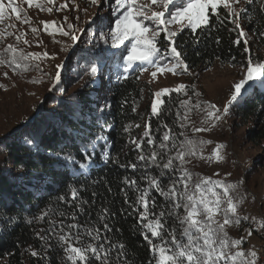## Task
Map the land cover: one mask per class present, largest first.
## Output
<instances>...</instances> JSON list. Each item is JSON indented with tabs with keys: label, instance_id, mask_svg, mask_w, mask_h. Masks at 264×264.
<instances>
[{
	"label": "trees",
	"instance_id": "16d2710c",
	"mask_svg": "<svg viewBox=\"0 0 264 264\" xmlns=\"http://www.w3.org/2000/svg\"><path fill=\"white\" fill-rule=\"evenodd\" d=\"M208 12L206 27H185L172 42L161 34L157 59L166 55L168 44L172 43L189 69L209 68L216 61L247 67L253 54L245 51L247 46L237 27L238 20L244 22L257 45L264 48V0L247 3L238 17L230 15L224 6H218L216 15L211 14V9ZM93 33L91 28L88 34ZM103 43V47L98 44V49L95 46L84 57L80 42L73 62L81 63L71 73L77 86L70 90L57 84L39 108L33 107L26 124L17 125L0 139V264H72L63 251L67 244L59 239L69 233L73 237L70 242L76 247L103 245L101 260L89 251L87 260L78 264H156L145 235L156 245L170 241L173 231L177 239H184L181 233L185 225L180 223L186 214L184 208H175L173 200L165 195L177 178L174 169L180 167V161H174L173 169H164L163 164L176 155L185 137L191 138L194 143L185 149L188 154L183 168L191 173L193 182L200 178L186 160L197 158L196 149L207 146L205 138L193 131L198 128L206 103L192 84H186L179 93L171 91L163 96L160 114L148 113L145 125L133 129L139 133L134 137L141 144L138 149L136 143L127 140L136 121V100L142 95L138 71H125L121 56L116 58ZM85 48L89 49V44ZM5 49L6 64L11 70L31 81L38 80L33 63L20 59L19 53L25 54L22 48H15L16 53ZM97 58L100 70L93 76L90 68ZM12 61L21 67L17 68ZM108 67L112 71L105 75L111 83L105 91L99 88L98 75ZM229 113L244 124L251 121L245 138L264 152V85L256 84L229 107ZM168 129L175 139L161 150V138ZM26 137H31L33 144H27ZM149 139L154 144L150 145ZM154 151L158 154L155 163L148 159ZM225 153V160L230 157L234 161ZM141 155L144 160L139 159ZM153 179L160 180L159 188L151 183ZM240 182V176L227 180L234 186L232 191L242 188ZM177 191H183V186L178 185ZM145 194L149 201L148 219L141 220L143 202L138 205L137 201ZM161 212L165 213L162 235L151 237L144 225L158 219Z\"/></svg>",
	"mask_w": 264,
	"mask_h": 264
},
{
	"label": "rangeland",
	"instance_id": "374dc122",
	"mask_svg": "<svg viewBox=\"0 0 264 264\" xmlns=\"http://www.w3.org/2000/svg\"><path fill=\"white\" fill-rule=\"evenodd\" d=\"M252 1L228 0L226 8L232 15L238 17L245 5ZM0 2L7 5L9 0H0ZM12 2L18 8L20 18L17 19V14L12 13L11 9H7L0 17V60L4 61V63H0V139L5 134L11 133L17 125L26 124L32 114L33 107L37 105L39 108L46 97L53 93L57 84L64 85L70 90L77 86L76 82H72L71 73L81 63L73 62L76 57L74 52L80 42L79 46L85 51L84 57L88 56L95 46L98 49V44L103 47L104 41L116 58L117 55L121 58L127 55L126 49L131 47V38L125 40L123 44L116 46L113 44L110 27L115 26V19L126 10V7L117 8L115 0H101L99 4H93L91 0H32L31 4L28 3V0H12ZM138 2L148 4L150 0H138ZM178 3L179 0H177ZM63 5L67 6L63 7ZM218 6H224V4L220 3ZM152 7L154 10H159L156 5ZM49 8L53 10L49 12L47 10ZM174 9L175 6H170L165 16L166 19L171 18ZM209 9L211 8L209 7ZM65 17L67 21H65ZM25 20L28 22L25 23ZM45 23H48L47 31ZM69 23L74 26L72 31L78 37L75 44L70 36H64L57 31L60 26H63L64 31H69L67 27ZM181 23L183 27L176 23H172L169 27L176 34L185 27L191 28L187 21ZM238 24L240 32L242 29L245 34L242 37L244 41H247V49L253 54V59H251L253 65L264 62V48L257 45L242 20H238ZM91 28L94 29L92 35L88 34ZM32 29H36V31ZM161 34L164 37L165 34L163 32ZM18 36L21 37L19 40ZM172 40L173 38L171 41H166L172 42ZM84 44H89V49H86ZM8 45H12L13 48L19 46L25 54H40L38 58H28L38 71L37 81H31L27 76L18 75L8 67L4 52ZM45 52L48 54L47 57L43 55ZM158 53L160 52L155 54V59H157ZM163 62L170 67L177 63L171 55L166 57ZM62 63L64 67L61 71L64 73V79L53 84V78L57 71L56 66ZM183 66L182 64L176 68L175 73L171 71L157 72L155 78L152 77V72L156 71V68L152 64L144 63L143 68L146 70L143 71L140 62H136L130 68V70L138 71L142 95L140 99L136 100V121L129 129V133L132 131V135H128L127 140L134 141V137L139 133L137 134L133 129L145 125L146 115L151 113V104L156 91L165 88L175 89L180 84H192L206 103L199 117L198 128L207 129L199 132L205 138L207 146L201 145L199 149H196L197 158H188L186 161L198 171L200 177H211L214 180L219 179L227 183L230 178H239L240 176L242 188L232 191L233 199L237 204V212L233 218L231 217L233 223L226 226V232L229 242L239 238H242L243 242L238 247L230 246L229 252L243 251L245 257L237 258L236 262L243 264L244 259L249 262L255 259L248 255L250 251H255L258 255L256 264H264V152L259 145L245 138L246 129L251 126V121L244 124L241 119L232 118L229 110L224 111L234 90V84L244 78L247 67L232 66L218 61L209 68H187L185 71ZM111 71L112 67H108L101 75H98L99 88L101 87L105 91L111 83L105 74ZM252 90L249 89V91ZM209 104L216 105V110L213 111H216L221 117L215 121V124L207 116ZM217 145H222L219 155L223 158L219 161L213 155V150L217 148ZM225 151L234 161L230 157H228V161L225 160ZM226 206V204L222 205V207ZM237 217L239 223L235 222ZM224 218L223 213L215 215V219L220 223ZM249 231L252 233L251 236L248 235Z\"/></svg>",
	"mask_w": 264,
	"mask_h": 264
},
{
	"label": "snow or ice",
	"instance_id": "6c2138e0",
	"mask_svg": "<svg viewBox=\"0 0 264 264\" xmlns=\"http://www.w3.org/2000/svg\"><path fill=\"white\" fill-rule=\"evenodd\" d=\"M93 4H99L101 0H91ZM28 3L31 4L32 0H28ZM117 8L126 7V10L123 11V14L115 19V26L110 27V34L113 40L114 46L123 44L125 40L130 39L131 47L127 48V55H124V67L125 71L132 68L136 62H140L141 70H146L143 68L144 63H149L155 66L156 71L152 72V77H156L157 72L163 73L164 71H171L175 73L176 68L180 67L183 62L180 60V54L173 46L172 43L168 44V50L165 56L155 59V54L159 51L157 47L158 37L161 32H163L164 39L171 41L172 38L176 35L170 29L172 23L181 24L182 21H187V24L193 29L206 27L209 23V7L211 8V14H217V8L220 3H223L225 7H228V0H150L148 4L139 3L138 0H115ZM153 5H156L157 9L154 10ZM67 5H63L66 7ZM170 6H175L174 11L171 13V18L166 19V13L168 12ZM7 9H11L12 13L17 14V19L20 18L19 11L16 6L13 5L12 0H9V3L5 5L0 2V17L3 16ZM51 12L53 9H47ZM150 12V14H149ZM231 15V12L229 13ZM65 21L67 18L65 17ZM28 21L25 20V23ZM54 23V22H52ZM69 31H64L63 26L57 28V31L64 36H70L73 44L78 40L77 35L73 29V25L69 23L67 25ZM239 27V24H237ZM48 23H45V30L47 31ZM36 31V29H32ZM241 36H244V32L241 29ZM264 35V33H262ZM21 37H17L19 40ZM25 43L27 41L25 40ZM247 45V41L245 40ZM11 50L13 53H16V49L12 45H8L5 51ZM245 51H248L247 47ZM40 54L38 53H28L27 55L23 54L21 51L19 53L21 60H28L29 57L38 58ZM45 57L48 54L45 52L43 54ZM168 55H171L177 61L176 65L170 67L168 64H165L163 61ZM0 63H4L3 60H0ZM15 63V61H12ZM15 66L21 67L19 63H15ZM64 67L63 63L57 65L56 75L53 78V84H57L59 81L64 79V73L61 69ZM184 70L187 71V65H184ZM100 70L99 58L97 62L93 63L90 68V74L95 76ZM256 84L264 85V62L257 63L253 65L251 59L249 58L247 63V71L244 75V78L239 80V82L234 84V90L231 93V97L227 104L225 105L224 111L227 112L229 107L239 102L241 99L248 94L249 89H254ZM186 86L183 84L178 85L175 89H161L154 93V99L151 104V112L153 115L160 114V108L164 104L163 96L169 94L171 91L179 93L181 90L185 89ZM183 103H188L187 101ZM199 107V103L196 105ZM207 116L212 119V123L215 124V121H218L221 117L216 113V105L209 104ZM165 128H168L165 125ZM207 129L195 128L194 132L206 131ZM146 137L149 135V132H145ZM183 135V133H181ZM162 143L160 145L161 150L167 148L168 142L174 140L175 137L172 136L171 130L168 129L164 132L162 136ZM26 143L31 145L33 144V139L31 137L25 138ZM133 143H136L133 141ZM148 143L150 145L154 144V141L149 139ZM194 141L191 138L185 137L183 141L180 142V148L177 151L175 156L169 157L168 161L163 164L164 169H173L174 161H180V167L175 168L174 170L178 173L176 180L171 184L169 190L165 195L169 196L173 200V206L175 208H184L185 215L180 218V223L185 225L182 229L181 235L184 237L183 240L177 239L175 232H171V240H164L161 244H154L147 235L145 239L149 242V250L153 255V258L156 259V264H236L237 258L245 257L243 251H237L235 253L229 252V247H238L242 244V238L233 239L229 242L228 234L226 232V226L233 223V220L230 218L234 216L237 212V204L234 202L232 196L233 185L226 183L223 180H214L211 177H200L195 182L192 180L191 173L183 168L184 157L188 154L185 149L190 148ZM174 148L175 144L172 145ZM138 149L141 148V144L136 143ZM222 145H217V148L213 150V155L217 161L221 160L223 157L219 155V149ZM158 154L154 151L148 159L153 163L156 162ZM66 159V158H65ZM86 159H90L89 156H86ZM139 159L144 160L145 157L141 155ZM80 167H83L81 164ZM135 167V165H132ZM131 183H135L134 181ZM151 183L159 188L160 180L153 179ZM182 185L183 191H177V186ZM219 189V191H218ZM222 193V197H221ZM73 199L76 198L75 190L72 191ZM143 202L142 206L144 211L140 212L141 220L148 219V207L149 201L145 195H141L137 204L140 205V202ZM181 201L183 204L181 205ZM154 205V201L152 202ZM226 204V207L222 205ZM223 213L224 220L222 223L218 222L215 219V215ZM165 213L161 212L159 218L154 222L149 220L144 227L150 230L151 237L159 238L162 235V230L165 225L162 223ZM236 223H239V218L235 220ZM70 228L78 227L77 225H69ZM107 228V225H105ZM90 236L91 232L88 233ZM251 231L248 235L251 236ZM98 237V234H97ZM59 239L62 242L67 244L66 248L63 249L67 253L66 259L71 260L72 264H78V261L87 260V253L90 251L92 256L101 260L100 250L103 248V245H100L99 248L92 247L91 245L88 248H80L74 246L70 241L73 239L71 233L67 236H60ZM79 239V237H75ZM123 247V246H121ZM36 253H33L35 255ZM251 257L255 258L251 262L247 259L243 260V264H256V259L258 255L255 251H250L248 253Z\"/></svg>",
	"mask_w": 264,
	"mask_h": 264
}]
</instances>
